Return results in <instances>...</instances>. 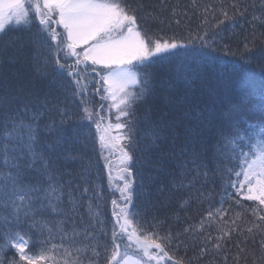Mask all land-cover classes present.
<instances>
[{
	"label": "snow or ice",
	"instance_id": "obj_1",
	"mask_svg": "<svg viewBox=\"0 0 264 264\" xmlns=\"http://www.w3.org/2000/svg\"><path fill=\"white\" fill-rule=\"evenodd\" d=\"M143 7L142 4L132 7L128 0H0V241H3L0 264H4L3 257L12 249L19 259L14 257L9 264H40L49 258L54 259V264H61L46 255L60 252L63 253L62 264H101L102 259L106 264H144L143 257H147L148 264L152 260L156 264L161 261L193 264V259L225 252L232 233L239 231L243 235L244 230L219 228L220 235L204 237L199 255L192 259L174 260L168 251L173 241L177 249L185 243L180 240L182 234L202 233L205 221L229 223L226 217L231 209L223 208V196L220 207L206 211L199 224L187 225L176 233L169 230L161 235L162 221L152 217L150 224L147 221L142 224L140 213L135 210L138 196L145 198L146 206H155L154 198L158 201L166 192L192 187L201 169H205L203 175L207 177L206 154L212 141H215L213 160L223 157L240 161V171L231 187L237 194L246 188L247 195L243 199L258 202V208H264V89L235 100L218 91L203 88L198 91L196 87L201 81L200 68L220 62V58L212 55L217 50L216 45L221 43L216 35L219 26L226 21L234 23L236 16L249 15L250 9L251 18L247 23L252 38H244L243 51L254 50L256 29L264 26V0L258 3L252 0L251 4L243 6L241 0H232V15L224 0H219L218 5L208 4L203 9V31H190L186 38L179 40L175 35L151 36L141 29V19H158L152 12L138 16ZM217 12L222 19L211 24L209 13L216 19ZM33 14L39 19V27L30 39L35 71L41 77L49 76L52 52L73 59L72 64L65 65L57 58L51 70V83L64 93L62 101L57 98L53 102L48 94L41 96L27 85L11 82L6 75L9 66L19 59L24 45L4 37L10 29L31 31ZM172 15H177L175 10ZM53 24H59L63 32L58 33ZM223 47L227 50L226 45ZM171 57H180L175 73L159 84L152 71L138 70ZM92 73L99 79H88ZM93 82L97 93L103 85L105 96L101 99L109 100V111L115 109L118 113L116 122L109 121L102 127L104 118L95 119L99 113L84 107V116L77 127L72 123L70 105L77 98L84 104L83 97L87 96L88 85ZM136 88L139 91L134 90ZM157 97L162 98L165 105L158 113L149 103ZM139 104L147 105L142 117L136 115ZM245 112L258 113V116L249 120L241 115ZM85 120L95 124V141L100 145L101 157L107 160L105 150L118 148L124 165L120 175L122 186L118 187L119 200H112L114 223L110 247L106 239L102 240L108 236L107 222L101 211L103 188L98 182L101 178L96 172L97 162L89 155L88 143L93 133L83 128ZM138 124L143 125L139 139L136 138ZM113 130L115 135H112ZM137 151L142 153L139 175L134 171ZM104 167L108 169L111 187V166L105 163ZM216 168L219 171V164ZM189 173H194L191 180ZM211 195L208 194L209 198ZM85 196L89 198L88 223L79 214ZM171 199V195L165 197L168 203ZM186 203L182 201L179 208ZM235 203L239 206L240 200ZM258 208L251 212L261 223H255L246 231L253 238L256 232L261 234L260 259L264 261V215ZM241 218L237 213L231 223ZM176 221L179 223L178 214ZM147 227L152 231H146ZM33 230L44 239L33 241ZM57 237L59 245L50 243ZM125 237L129 241L127 245ZM247 240L245 236L243 243ZM133 242L143 253L140 259L132 260L128 254ZM34 243H39L41 249L39 254L30 255ZM241 243H236L234 264H239L240 253L245 251ZM223 264H228L226 252Z\"/></svg>",
	"mask_w": 264,
	"mask_h": 264
},
{
	"label": "trees",
	"instance_id": "obj_2",
	"mask_svg": "<svg viewBox=\"0 0 264 264\" xmlns=\"http://www.w3.org/2000/svg\"><path fill=\"white\" fill-rule=\"evenodd\" d=\"M232 0H224L225 4L229 5V15H232L233 10L230 7ZM128 3L132 7L142 4L144 7L141 11L137 13L138 16L143 17L146 12H152L156 14L158 19L153 20L152 18L141 19L139 21V26L141 29L148 32L151 36L162 35L164 37H171L173 35L176 38L184 39L188 36L191 31L193 33L197 31H203L201 26V21L203 20V9L208 4H219V0H128ZM251 4L252 0H241V6L243 4ZM258 3V0H257ZM175 10L177 15L173 16L172 13ZM259 10V9H257ZM251 18V9L249 10V15L241 18L239 16L234 17L233 21H226L223 25L219 26L216 32L217 39L221 43L216 45V51L212 53L213 56L220 58V62L204 64L200 68L201 81L197 82V90L199 91L203 88L205 91L208 89L220 92L222 95L229 96L235 100H239L243 97L249 96L252 93H259L261 89H264V26H258L256 29V39L255 47L251 53H245L243 51L244 38L247 36L249 40L252 38V31L250 25L247 21ZM222 19L217 12L216 19H212L211 13H209V21L211 24H215L216 20ZM163 21V23L160 22ZM179 20L180 23L177 24L176 21ZM39 27V20L33 14V24L31 31L24 30H14L10 29L6 35L5 39H13L18 44L23 43L24 48L22 53L19 55V59L16 63L9 66V70L6 75L9 76L11 82H19L20 84L27 85L29 89L39 93L41 96L48 94L49 98L55 102L57 98L61 101L64 99V93L58 91L56 86L51 83V70L55 66V60L59 58L61 63L68 65L73 63V59L65 58L63 53L59 56L55 52H52L49 56L50 67L49 76L47 78L41 77L38 74L33 65V47L30 43L31 36ZM161 29L163 31H161ZM211 39V34L209 36ZM227 46V50L223 47ZM51 46V41H50ZM190 55H195L191 53ZM245 60H250V63H244ZM180 57H171L165 60H157L154 64L150 65L149 68H140V72L152 71L155 76L157 84L160 81L171 78L175 73V68ZM90 71V70H89ZM66 75V71H65ZM90 80H98L99 77L95 76L94 73L91 74ZM89 79V77H87ZM139 91L138 88L134 89ZM159 91V89H158ZM103 96L102 88L100 85V91L97 93V85L93 82L88 85V94L83 97L85 100L84 104L80 103V98H77L70 105L71 111L73 113V125L79 127L78 122L84 116L83 108L88 107L91 110L98 112L99 114L95 119L104 118L102 127L106 126L109 121L113 124L116 122L115 109L109 111L110 106L106 99H101ZM149 103L152 105L155 112L165 109L164 102L162 98L157 97L156 100H150ZM101 107L103 111H100ZM147 105L139 104L136 106L137 117H142ZM246 119L255 120L258 113H242ZM83 128L89 129L93 136L90 138L88 143L89 155L97 162L96 172L100 176L98 181L103 188V199L101 200V211L102 215L107 222V238H103L108 242L109 247L111 240L112 224L114 223L112 212L113 205L112 200H119L120 193L118 187L122 186V181L120 180L121 169L124 165L120 162V166L115 167L113 165L115 159L119 157V150L110 149L105 150L104 156L107 160L101 157L100 145L95 141V124L89 123L88 121H83ZM115 131V130H114ZM143 132V125H137L136 138L139 139ZM215 141H212L208 148L207 163L208 172L207 177L203 175L205 169H201V175L195 178V182L192 187L181 188L175 192H166L165 196L159 198L155 201V206H146L145 198L137 197L135 201V210L140 213L141 223L144 224L147 221L151 223L152 217L157 220L162 221L160 227V234L163 235L169 230L173 233L182 232V230L187 225H197L201 222V218L205 215L206 211L211 210V208H219L221 197L224 198L223 208L231 209L227 213L226 219L229 223L222 224L216 222H204V231L199 234L190 233L187 235H181L180 240L187 244V249L185 250V243H181L179 249L176 247V241H173L171 248L168 249L169 254L173 256V259L184 258L185 260L192 259L193 257L199 255L200 242L207 235H212L213 237L220 235L218 231L219 228L223 227L225 231L229 228H239L244 230L243 235L239 231L233 232L230 241L226 242L225 252L228 256V264H234L233 257L237 253L236 243L241 241V247L245 248L244 252L240 253L239 264H264L261 258V251L259 248V241L262 238L259 232H256L253 238L252 234L248 233L246 230L252 227L255 223H261L252 215L251 210L253 208H258V202L248 201L243 199L247 195L246 188L242 190L239 194L236 193L235 189L231 187V183L236 180V173L240 171V161L239 159H225L223 157H218L213 160L212 154L215 152L214 145ZM142 153L137 151L135 153L136 164L134 166V171L139 175V165L141 161ZM105 163H109L111 166V175L113 181L111 187L109 186L108 179V169L104 167ZM219 164V171H217L216 165ZM231 169V172H228ZM194 177V173L188 174V179L191 180ZM240 179H243L241 176ZM165 182H167V177H165ZM187 183V181H185ZM237 187H240L237 183ZM211 193V198L208 194ZM172 196L171 202L165 201L166 196ZM88 197L83 198L84 203L79 209V214L83 216L86 223L89 222L87 214V202ZM240 200V205L238 206L235 201ZM182 201H187L185 206L180 209L179 205ZM93 204L95 202L93 201ZM118 211V209H117ZM260 214L264 215V208H258ZM240 213L242 218L236 220L235 224L231 221L235 219L236 214ZM179 215V223L176 221V215ZM218 220V217H217ZM79 226V217H78ZM27 231V228L24 229ZM146 231H152L151 227H147ZM33 241L42 240L44 237L39 236L36 230L32 233ZM248 236L246 243H243L244 237ZM3 243V241H0ZM50 243L60 244V240L57 237L55 240L50 241ZM129 241L125 237L124 244L127 245ZM215 243V240H213ZM41 245L39 243H34L29 254L35 255L39 254ZM154 251V250H153ZM102 255L103 250L101 249ZM225 252H221L219 255L215 253L205 256L203 259L195 260L193 259V264H223V258ZM128 254L142 258L143 255L138 250L134 249V242L132 247L128 249ZM48 257H54L55 261H60L62 264L63 253H47ZM19 259L15 250L7 251L6 255L3 257L4 264H9L13 258ZM245 257L247 260L245 261ZM144 264H148L147 258L143 257ZM155 260L151 261V264H156ZM40 264H54V259L49 258L45 261H41ZM101 264H106V261L101 260ZM161 264H164L161 261Z\"/></svg>",
	"mask_w": 264,
	"mask_h": 264
},
{
	"label": "rangeland",
	"instance_id": "obj_3",
	"mask_svg": "<svg viewBox=\"0 0 264 264\" xmlns=\"http://www.w3.org/2000/svg\"><path fill=\"white\" fill-rule=\"evenodd\" d=\"M38 19V18H37ZM56 19V17L54 16L53 17V20H55ZM39 20V19H38ZM55 29H56V31L58 32V33H62L63 32V28L59 25V24H53L52 25ZM78 50H80V51H82V49H78ZM89 64H90V62H89ZM90 68H91V65H90ZM90 68H89V70H90ZM91 75L89 76V79H91ZM101 88H102V92H103V96H105V93H104V91H103V85L101 84ZM107 100V99H106ZM107 102H108V105L110 106V101L109 100H107ZM116 133H115V131L113 130V132H112V135H115ZM120 162H121V157H120V154H119V157H117L116 159H115V161H114V163H113V165L115 166V167H118V166H120ZM134 249H136V247H135V244H134ZM137 250V249H136ZM142 253V252H141ZM142 255H143V253H142ZM130 257H131V259L132 260H136V259H138L137 257H135V256H131V255H129ZM145 258H147V257H145ZM156 263V262H155Z\"/></svg>",
	"mask_w": 264,
	"mask_h": 264
}]
</instances>
